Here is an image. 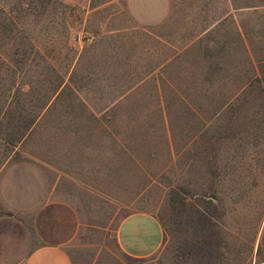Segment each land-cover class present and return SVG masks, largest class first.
Masks as SVG:
<instances>
[{"label":"rangeland","instance_id":"obj_1","mask_svg":"<svg viewBox=\"0 0 264 264\" xmlns=\"http://www.w3.org/2000/svg\"><path fill=\"white\" fill-rule=\"evenodd\" d=\"M175 4L183 51L151 66L122 2L0 0V167L40 168L71 205L72 264H264V0ZM136 211L163 227L149 258L116 242ZM20 213L0 264L16 224L35 233Z\"/></svg>","mask_w":264,"mask_h":264},{"label":"crops","instance_id":"obj_2","mask_svg":"<svg viewBox=\"0 0 264 264\" xmlns=\"http://www.w3.org/2000/svg\"><path fill=\"white\" fill-rule=\"evenodd\" d=\"M113 1L122 2L125 7V34L129 47L135 53H142L145 59L151 61V66L161 65L159 61L163 52L176 56L183 51V25L178 24L182 14H179L178 19L176 0ZM135 57L140 58L139 55ZM83 168L80 166L79 171L82 172ZM39 170L27 172L22 164L8 161L0 167V211L17 212L14 217L0 215V235L3 227L10 226L12 219L27 228L28 223L22 221L20 212H33L31 220L35 230L31 238L29 231L25 233L23 228L20 229V224H16L19 227L18 239L15 237L17 232L5 234L11 238L5 242L2 240L4 245L1 250L10 245L20 247L21 255L10 259L15 264H72L65 247L72 232V207L67 201L55 197L57 191L54 187H48V177H44L43 171ZM66 170L70 171L69 168ZM7 221L9 222L6 223ZM115 238L124 255L144 259L159 252L163 245L164 232L155 215L136 211L119 220Z\"/></svg>","mask_w":264,"mask_h":264}]
</instances>
